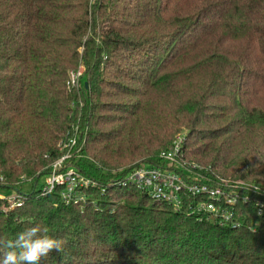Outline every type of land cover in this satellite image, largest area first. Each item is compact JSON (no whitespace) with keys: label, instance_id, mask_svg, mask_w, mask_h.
<instances>
[{"label":"trees","instance_id":"trees-1","mask_svg":"<svg viewBox=\"0 0 264 264\" xmlns=\"http://www.w3.org/2000/svg\"><path fill=\"white\" fill-rule=\"evenodd\" d=\"M80 64L86 88L67 89ZM75 126L68 162L104 193L65 205L57 187L5 214L0 203V236L39 224L62 239L39 264H264L252 200L234 205L232 229L192 198L178 211L108 186L168 168L159 154L185 130L201 180L264 199V0H0L2 191L41 186Z\"/></svg>","mask_w":264,"mask_h":264},{"label":"built area","instance_id":"built-area-1","mask_svg":"<svg viewBox=\"0 0 264 264\" xmlns=\"http://www.w3.org/2000/svg\"><path fill=\"white\" fill-rule=\"evenodd\" d=\"M83 66L71 71L66 82L67 89L80 90L82 86ZM82 135V134H81ZM78 127L73 129V136L63 144V156L51 165L48 180L41 191V197L49 195L57 187H62L61 199L64 203H74L77 200L80 189L96 186L94 182L83 177L68 160L78 153L74 148L79 142ZM184 135L177 136L173 144L159 154V159L168 168L138 166L128 173L122 180L116 181L119 187H134L145 193L151 200L164 203L173 210H182L185 200L194 199L195 206L187 207L195 213L208 215L219 226L238 228L240 223L233 216L234 205L252 200L257 215H264V199H259L253 187L242 188L238 183L235 185L210 184L201 180L197 172L199 168L195 164L183 161L182 143ZM84 143V138L81 145ZM190 171L192 176L183 172ZM6 185L4 177L0 174V190ZM8 192V191H6ZM13 194L14 191H10ZM184 197H186L184 199ZM11 196L2 198L0 203H11ZM184 199V200H183Z\"/></svg>","mask_w":264,"mask_h":264},{"label":"clouds","instance_id":"clouds-1","mask_svg":"<svg viewBox=\"0 0 264 264\" xmlns=\"http://www.w3.org/2000/svg\"><path fill=\"white\" fill-rule=\"evenodd\" d=\"M39 224L19 232L15 239L0 236V264H39L52 250H62V239L46 234Z\"/></svg>","mask_w":264,"mask_h":264},{"label":"rangeland","instance_id":"rangeland-1","mask_svg":"<svg viewBox=\"0 0 264 264\" xmlns=\"http://www.w3.org/2000/svg\"><path fill=\"white\" fill-rule=\"evenodd\" d=\"M80 65L82 66V64H80ZM85 81H86V78H83L82 85L85 83ZM185 134H186L185 130H182L179 134L176 135V137L179 136V135H181V136L184 135L185 136ZM183 172L185 174L189 175V176H192L191 172L190 171H187V169H184ZM47 180H48V178L46 177L44 179V181H43V184L40 186V184H41L40 183L37 186V188L34 189V191L29 189V187H30L29 184H26L27 187H25L27 192L23 191V192L19 193V192H16L15 191L12 194L11 192H6V191L0 190V196L2 198H8L10 196L12 198H15L13 200V204H11V203H5L4 205L1 206L2 213L5 214L7 212H13V211H16V210H20L22 207L25 206V203L28 202L31 197L38 198V195L41 197V191L44 188V184L47 182ZM116 183H117L116 181H113L112 183L108 184V186L117 187V184ZM89 189H98V190H100V193L101 194H103L104 191H105V187L104 186H97V185L96 186L88 187L86 189H80V190H89ZM28 190H30V192H28ZM78 203H80L82 205H85L87 203V199L84 196V194H78L77 200L74 203H72V204L73 205H76ZM64 204L65 205H68V204H71V202L68 203V204L67 203H64ZM239 219L240 218H238V219L236 218V220L241 224V222L239 221ZM210 220H212V219L210 218ZM249 228L252 229L251 226Z\"/></svg>","mask_w":264,"mask_h":264},{"label":"water","instance_id":"water-1","mask_svg":"<svg viewBox=\"0 0 264 264\" xmlns=\"http://www.w3.org/2000/svg\"><path fill=\"white\" fill-rule=\"evenodd\" d=\"M84 87L86 88V83L84 84Z\"/></svg>","mask_w":264,"mask_h":264}]
</instances>
